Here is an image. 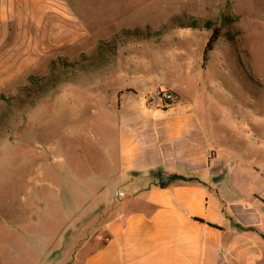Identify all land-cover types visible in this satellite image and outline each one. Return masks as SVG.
<instances>
[{
    "label": "rangeland",
    "instance_id": "1",
    "mask_svg": "<svg viewBox=\"0 0 264 264\" xmlns=\"http://www.w3.org/2000/svg\"><path fill=\"white\" fill-rule=\"evenodd\" d=\"M188 103L214 151L264 154V0H0V264L102 247L109 142Z\"/></svg>",
    "mask_w": 264,
    "mask_h": 264
},
{
    "label": "crops",
    "instance_id": "2",
    "mask_svg": "<svg viewBox=\"0 0 264 264\" xmlns=\"http://www.w3.org/2000/svg\"><path fill=\"white\" fill-rule=\"evenodd\" d=\"M187 106L130 107L109 142L108 237L82 264H264V154L214 151Z\"/></svg>",
    "mask_w": 264,
    "mask_h": 264
},
{
    "label": "trees",
    "instance_id": "3",
    "mask_svg": "<svg viewBox=\"0 0 264 264\" xmlns=\"http://www.w3.org/2000/svg\"><path fill=\"white\" fill-rule=\"evenodd\" d=\"M210 25V24H208ZM184 27H193V28H196L197 26L195 24H188ZM221 37V32L219 29H215L213 31V34L207 44V47L205 49V52H204V59L206 60V57H207V54L214 48V45L215 43L218 41V39ZM166 92H170V91H166Z\"/></svg>",
    "mask_w": 264,
    "mask_h": 264
},
{
    "label": "water",
    "instance_id": "4",
    "mask_svg": "<svg viewBox=\"0 0 264 264\" xmlns=\"http://www.w3.org/2000/svg\"><path fill=\"white\" fill-rule=\"evenodd\" d=\"M174 176L168 175L166 173H161L159 175V181H160V187L161 188H166L171 179H173Z\"/></svg>",
    "mask_w": 264,
    "mask_h": 264
},
{
    "label": "built area",
    "instance_id": "5",
    "mask_svg": "<svg viewBox=\"0 0 264 264\" xmlns=\"http://www.w3.org/2000/svg\"><path fill=\"white\" fill-rule=\"evenodd\" d=\"M163 95L161 97H159V99L161 101H165L166 104H168L170 102V100L173 99V93L171 92H162Z\"/></svg>",
    "mask_w": 264,
    "mask_h": 264
}]
</instances>
